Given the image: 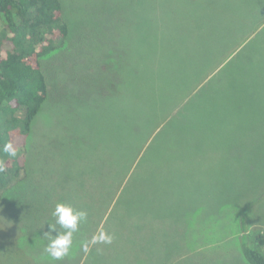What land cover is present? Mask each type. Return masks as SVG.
Instances as JSON below:
<instances>
[{
	"label": "rangeland",
	"instance_id": "374dc122",
	"mask_svg": "<svg viewBox=\"0 0 264 264\" xmlns=\"http://www.w3.org/2000/svg\"><path fill=\"white\" fill-rule=\"evenodd\" d=\"M62 3L73 40L46 61L59 99L37 121L32 140L42 148L43 132L49 140L59 139L71 134L69 122H83L87 138L97 141L91 160L94 179L102 185L135 166L133 176L141 182L137 187L147 190L131 192V219L110 223L114 196V204L72 243L69 259L48 258L38 264H74L78 253V264L91 256L102 264H124L130 250L146 255V264H180L176 258L182 249L195 246L199 254L222 243L229 250L219 245L214 253L224 255V264L240 263L232 250L240 217L245 216L249 233L264 234V28L259 38L250 40L249 52L230 54L212 71L219 63L213 64L264 19V0ZM179 27L207 35H192L196 38L184 55H170L166 33ZM72 46L75 54L69 57ZM121 46L129 61L122 91L114 92L116 79L102 88L100 78L88 89L94 79L116 74L120 62L113 55ZM97 93L102 97L92 95ZM135 156L140 162L131 165ZM35 167L34 173L39 170ZM122 184L113 187L117 198ZM0 213L19 218L6 205ZM217 220L224 224L219 238L203 236L210 221ZM102 234L111 237V243L101 240Z\"/></svg>",
	"mask_w": 264,
	"mask_h": 264
},
{
	"label": "trees",
	"instance_id": "16d2710c",
	"mask_svg": "<svg viewBox=\"0 0 264 264\" xmlns=\"http://www.w3.org/2000/svg\"><path fill=\"white\" fill-rule=\"evenodd\" d=\"M260 23L256 24V28L254 25L236 45H233L231 52L224 54L213 64L219 63L212 73L230 59L232 56L230 54L243 55L250 51L248 44L251 43L250 40L261 36L264 19ZM71 33L62 0H0V208L6 205L9 211L15 209L19 215L15 220L7 216L9 213H0V264H38L40 261L44 263L48 258L52 259L46 251L50 240L45 234L50 233L54 238L66 231L56 224L52 215L57 204H64L76 212L85 213V217L78 222L77 230L73 233L72 243H74L77 237L95 225L100 214L105 213L114 202L116 203L110 213V223L117 224L121 217L131 219L132 213L127 208L131 192L147 190L137 187L141 182L135 180L133 176L135 166L122 171L117 179H111L102 185L94 179L96 173L95 168L92 169L91 160L97 153L95 148L97 141L87 138V133L82 129L83 122L73 125L69 122L71 134H65L59 139L49 140L50 136L43 132V140L46 142L42 143V148L32 140L34 133L38 132L37 121L43 113L54 108L51 106L59 99L56 98L57 91L54 83L52 84L54 78L52 80L48 70L45 69L48 68L46 61L60 53L66 44L73 40ZM203 34H206V31L198 35L196 30L186 27L168 30L166 35L171 42L167 45L170 55L176 52L184 55L189 50L186 45ZM192 35L196 37L191 38ZM118 50L117 55H113L120 62L116 74L92 79V85L89 83L88 89L92 90L94 85L99 83L100 78L102 88L106 84L109 88L112 79H116L114 83L117 89L114 92L122 91L123 71L124 68L129 67V61L123 47ZM74 51L75 47L72 46L69 57L74 56ZM163 52L168 55L164 49ZM168 64V61L164 62V65ZM210 68L203 74L199 85L210 75L213 67ZM95 88L96 91L100 90L98 87ZM92 95L102 97L99 93ZM106 95L110 96L111 91H106ZM82 107L83 105H80L81 110ZM88 115L89 112L85 119ZM73 116H77V113H73ZM87 141L92 147L89 153L91 158L87 154L86 148L89 147ZM6 145L11 146L15 152L14 156L4 150ZM136 162H140L139 156L132 159L131 165ZM36 165L38 171L42 169L39 174L38 171L34 173ZM139 180L146 182L145 179ZM115 183L123 186L118 198L117 194L114 195L112 192ZM114 196L113 202L111 199ZM260 199H263V196ZM231 212L232 210L227 215ZM239 220L240 230L237 237L232 240L235 242L232 250L236 256H239L240 263L231 262L264 264V234L258 231L249 233L245 216L240 217ZM51 225L55 226V230L50 231ZM108 225L106 223L104 229ZM222 226L218 220L210 221L202 235L217 240ZM219 245H222L225 251L228 249L226 243L213 247ZM192 247L191 250L182 249L177 256L176 259L181 260L180 264L202 262L224 264V255L219 256L214 253L213 247H207L199 254H195V246ZM95 253L96 248L94 255ZM71 255L69 253L61 261H66ZM77 255L74 264L79 262L80 254ZM75 256L73 254V258ZM146 261V255L130 250L124 264H146ZM85 264L102 263L91 256Z\"/></svg>",
	"mask_w": 264,
	"mask_h": 264
},
{
	"label": "clouds",
	"instance_id": "9594fccd",
	"mask_svg": "<svg viewBox=\"0 0 264 264\" xmlns=\"http://www.w3.org/2000/svg\"><path fill=\"white\" fill-rule=\"evenodd\" d=\"M9 155H15V152L11 149L10 145H6L5 149ZM56 224L60 225L66 231L56 235L54 238L51 237L50 233H46L50 243L48 244L46 251L53 260H61L69 254V250L72 246V236L77 230L78 222L85 217L84 212H76L69 206L64 204H57L55 211L53 212ZM55 230V226H50V231ZM100 239L111 243V237L101 235Z\"/></svg>",
	"mask_w": 264,
	"mask_h": 264
}]
</instances>
